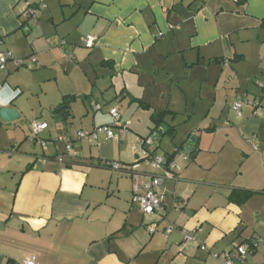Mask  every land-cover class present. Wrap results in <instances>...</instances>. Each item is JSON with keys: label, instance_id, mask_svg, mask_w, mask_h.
I'll list each match as a JSON object with an SVG mask.
<instances>
[{"label": "crops", "instance_id": "crops-1", "mask_svg": "<svg viewBox=\"0 0 264 264\" xmlns=\"http://www.w3.org/2000/svg\"><path fill=\"white\" fill-rule=\"evenodd\" d=\"M36 2L0 0V52H12L25 61L23 67H29L16 73L19 80L14 87L8 86L7 76L0 80V108L15 109L19 124L28 117L45 123L42 119L50 114L60 131L59 123L76 117L75 98L84 96L89 100L84 105L87 116H81L80 123L90 117L89 131L84 133L111 127L108 111L115 106L110 104L104 112L91 93L97 68L119 80L132 104L142 98L138 88L149 83H140L142 76L156 75L159 61L179 58L184 71L193 75L210 61L238 57L239 64L245 62L264 46V0H44L45 8L35 18L23 17ZM89 36L96 38L91 49L85 47ZM31 56L36 63L29 60ZM9 66L19 69L8 64L6 70ZM26 74L53 84L54 102L26 110L32 95V85L22 79ZM66 96L74 98L66 110L69 116L56 119L53 111ZM153 96L155 90L152 100ZM198 98L203 100L200 94ZM242 99L250 104L243 106L241 117L230 109L226 126H211L210 118L203 117L206 128L189 135L193 154L187 159L176 154L171 179L141 162L134 171L142 176L140 180L122 172L128 175L125 180L102 165L104 161L126 164L114 160L117 150L112 144L128 136L134 142L127 165L139 158L140 142L134 136L141 127L123 114L119 113L120 127L111 128L115 138L99 134L97 140L78 139V131L74 140L69 137L72 147L65 156L58 153L56 144L65 150L58 134L53 140L39 138L48 126L38 136L41 145L29 128L24 131L17 121H0V264H23L32 256L35 264H221L224 253L264 240V156L249 141L252 136L258 143L264 139L258 138L264 110L262 103L244 97L234 102ZM96 106L100 109L94 110ZM83 140L98 148L108 146L110 155L100 152L104 157L100 154L94 166V156L83 149ZM149 149L160 156L152 145ZM228 150L232 153L225 163L221 156ZM148 176L162 179L163 208L156 215L143 216L132 200L133 188ZM234 190L252 195L239 206L227 200ZM170 225L174 228L166 234ZM183 232L194 240L184 241ZM263 250L257 248L250 259L235 264H264Z\"/></svg>", "mask_w": 264, "mask_h": 264}, {"label": "rangeland", "instance_id": "rangeland-1", "mask_svg": "<svg viewBox=\"0 0 264 264\" xmlns=\"http://www.w3.org/2000/svg\"><path fill=\"white\" fill-rule=\"evenodd\" d=\"M210 62L211 64L209 66H207L206 63L200 66L198 74L194 73L191 75L190 73L184 71L185 69L182 66L183 62L179 58L172 57L168 60H163L162 62L159 61L158 69L155 70L157 73L156 75H149L148 77L147 75L142 76L140 83L149 82L146 87L144 86L143 88H138L139 91L142 90L140 93L141 95H139L142 97V103L134 102L132 104L129 102L130 99L127 98L128 93L126 91L122 93L123 87L118 85L119 80L110 75L108 71L97 68L96 74H92L95 85L91 93L93 98L99 102L98 104L102 107L104 112H107L110 104H112L121 115L123 114L125 117H129L133 123L134 121L139 122L138 125L141 127V130L139 133L134 132L133 134H137L134 137L138 138L139 142L151 137L153 141L152 148H156L160 156H165V153L171 154L174 146H179L180 143L184 141V139L187 138L192 132H196V130L199 132V130L205 129L208 118H210L211 126H226L228 123L224 124V120L225 118L230 119L229 115L232 105L236 102L246 101L245 99H242L234 102L237 99L244 97L247 98V100L255 101L257 104L262 103L261 108H258L264 110V46L259 54L248 56L246 61L241 62L240 64L237 62V60L233 63H216L215 61ZM11 68L12 67L9 66L8 70L0 72V80L2 81L4 77L7 76L6 81L8 86L14 87L13 83L19 80L16 77V73L20 72L21 74V72L28 70L29 67H21L15 71ZM206 68L209 69L204 70ZM32 71L35 72V70ZM34 75L35 74H33V76L26 74V76H22V79H26L25 81L32 85V95H28L29 97L27 96L28 99L25 104L26 110L36 108L39 110L40 102L46 105L54 102L55 96L53 97V95H56L57 93L53 84L48 85L47 83H41L39 79L34 78L36 77ZM153 84H155V87L151 86ZM130 85L132 86V82H130ZM134 87L135 86H132L131 88L135 92L137 89ZM201 87L202 89H200ZM154 90L155 96H153L152 100L151 97L154 94ZM134 92L129 91V94L135 96L133 94ZM44 93L46 94V97L43 96ZM199 94L203 96V100L198 98ZM87 99L88 97L84 96L81 99L79 97L75 98V101L77 102L73 106V110L76 117L74 116L66 119V123H59L58 130L60 131H57V128H55V121L50 117V114L49 116L47 115V117L42 119L47 124L48 129L42 133L39 138L44 140H53L57 138V134L59 136V134L63 135L66 133L68 134V137L74 140L78 131L88 132L90 117L87 119V122L80 123L81 116H87L85 110L86 108L84 106L88 105L87 102L89 100L86 101ZM107 102L111 103L107 104ZM145 104H151L150 108H146ZM157 111L170 112L165 116V126L172 127L174 129V135L171 136L165 134L154 137L153 135L155 133L151 134L153 123L150 119V116ZM204 116H207V121H204L205 124L202 125ZM32 120V117H28L27 119L23 120L21 124H19L20 122L17 121V126H22L24 131H28V128L30 130ZM262 120H264V118H262ZM11 123L13 124L16 122L14 121ZM259 126L261 127V135L260 137L258 135V138H263L264 122H260ZM49 133L51 134L50 136ZM114 133H116L115 130ZM252 139H254L255 145L262 149L259 153L264 156V143L259 144L262 141L264 142V139H259V143L256 136L249 138V141ZM83 141V149L87 154L92 153L94 156V166L97 165L96 159L100 157L101 153L110 155L108 146L102 144L101 147L98 148L95 144H89L87 140ZM133 142L134 138L132 140L131 136H128L127 140L122 138L120 143L114 142L115 144H112L114 149L117 150L116 154L114 153V160H116V162L120 160L122 162H126V164L127 162L129 163V157L131 155L130 143ZM47 143L50 144L52 142ZM56 146L58 147V153L61 156L63 154L64 156L68 154L64 150L63 146L58 144H56ZM127 147L128 151L126 152ZM147 148H151V146L146 147V149ZM51 151L52 150H50V152ZM118 151L123 152L124 154L118 157ZM231 153L232 151L229 153L228 150L227 153L221 156L225 163L226 160L230 158ZM101 157L104 156L101 154ZM251 159H253V156H251ZM213 161L214 156H210L209 162ZM256 161L258 163L260 162L258 156ZM236 166L234 165L235 171H238L240 165L237 163ZM109 171H111L114 175H118V177L121 176V178L125 180L128 179L126 178L128 175L122 174V172L117 173L111 169H109ZM244 178L250 179L246 176H244ZM240 179L241 176L236 178V180ZM125 183L126 182H122L123 186L121 187L124 188ZM259 241L264 242V240ZM258 248L262 249L264 248V245H261ZM261 253V257L264 260V250ZM248 259H250V257L247 258V260Z\"/></svg>", "mask_w": 264, "mask_h": 264}, {"label": "built area", "instance_id": "built-area-1", "mask_svg": "<svg viewBox=\"0 0 264 264\" xmlns=\"http://www.w3.org/2000/svg\"><path fill=\"white\" fill-rule=\"evenodd\" d=\"M233 2H237L238 0H232ZM45 8L44 0H37L36 5L33 7H28L24 13L23 17L25 18H35L39 11H42ZM96 42V38L94 36L87 37L85 41V47L88 49L93 48ZM2 44V36L0 35V45ZM32 63H36V59L32 56L29 58ZM8 64H12L16 68L25 66V61L18 60L10 51L0 52V71L6 70ZM3 89V86L0 84V94ZM14 93V92H13ZM17 92L14 96H16ZM250 104L248 101L236 102L232 105V111L238 117H241V111L244 105ZM100 107L96 106L94 110H99ZM112 119V125L109 126H101L96 129H93L91 133L86 134L84 132H78V139H85L86 137H92L93 140L98 139L99 134H103L108 140L115 138L112 127H120V115L118 110L113 107L108 111ZM47 129V125L45 123H38L33 121L30 126V132L32 138L38 142L43 144L38 138V136ZM58 140L64 144L65 151L67 153L70 152L72 147V142L69 137L64 135H59ZM152 138L148 137L140 142L139 145V158L132 165L115 163V162H103V166L107 167L116 172H127L131 175V177L135 180H140L142 176L136 172V168L141 162L144 166L151 170H161L166 178H175L173 174V170L175 168V163L170 161L166 163L164 157L156 156L153 154L154 152L146 149V147L151 146ZM251 144L255 147L254 139H252ZM162 179L160 177L148 176V179L144 178V183L141 186H135L133 188V202L137 203L139 209L143 216L156 215L163 208V189L161 188ZM176 206V205H175ZM177 208V207H176ZM174 226L168 227L166 230V234L170 233ZM155 227H149V233H153ZM183 238L186 242H192L194 239L192 235L187 232H183ZM264 245L263 241L256 240L252 242V244H243L237 247L233 252H227L223 254V262L221 264H235L236 262H243L247 258H249L255 249L259 246ZM202 250H205L202 247ZM215 258V257H214ZM35 257H29L23 264H35Z\"/></svg>", "mask_w": 264, "mask_h": 264}, {"label": "trees", "instance_id": "trees-1", "mask_svg": "<svg viewBox=\"0 0 264 264\" xmlns=\"http://www.w3.org/2000/svg\"><path fill=\"white\" fill-rule=\"evenodd\" d=\"M29 19H31V18H29ZM237 58L238 57H235L230 62H232V63L235 62ZM225 62H227V61H225ZM18 68H20V67H18ZM72 100H74L73 97H67L66 96V97L63 98V100L60 103V105L58 107H56L54 109V111H53V114L55 116H57L56 119L59 118L60 114L67 112L66 110L68 109L69 103ZM136 101L137 102H141V100H137V99H136ZM146 108H148V105H146ZM167 113H170V112H168V111H157V112H154L153 114H151L150 119H151V121L153 123V129L151 130V134L155 133V134H160V135H162V134L163 135H165V134L166 135H171V136L174 135V129L172 127L165 126V120L164 119H165V116H166ZM148 147H150V146H148ZM176 149L177 148L175 147L171 154H165V156H160V157H164L166 163H168L170 161L174 162L173 159L176 156L174 150H176ZM148 150H150V149L148 148ZM150 151L154 152L153 154H155V150H150ZM156 156H158V155H156ZM187 157L188 156H186V157L184 156V159H187ZM29 167H30V165L27 167V169ZM251 195H252V193L247 191V190H234L228 195L227 200L229 202L235 203L236 205L240 206V205L244 204L246 201H248L250 199ZM245 244H250L251 245L252 243L251 242H246Z\"/></svg>", "mask_w": 264, "mask_h": 264}, {"label": "water", "instance_id": "water-1", "mask_svg": "<svg viewBox=\"0 0 264 264\" xmlns=\"http://www.w3.org/2000/svg\"><path fill=\"white\" fill-rule=\"evenodd\" d=\"M68 116H69V113L65 112L59 115V119L62 120ZM18 119H19V113L15 109L11 107H1L0 108V121L2 123H11V122L17 121ZM175 147L177 148L176 150H174L175 154H178L183 157L189 156L193 154V151H194L193 138H189L188 136L187 138L184 139V141L180 143L179 146H175Z\"/></svg>", "mask_w": 264, "mask_h": 264}, {"label": "clouds", "instance_id": "clouds-1", "mask_svg": "<svg viewBox=\"0 0 264 264\" xmlns=\"http://www.w3.org/2000/svg\"><path fill=\"white\" fill-rule=\"evenodd\" d=\"M5 102H7V101H5Z\"/></svg>", "mask_w": 264, "mask_h": 264}]
</instances>
